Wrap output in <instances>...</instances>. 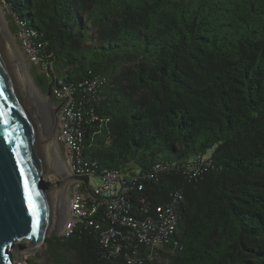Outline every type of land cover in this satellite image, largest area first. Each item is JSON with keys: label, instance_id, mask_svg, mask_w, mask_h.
Returning <instances> with one entry per match:
<instances>
[{"label": "trees", "instance_id": "16d2710c", "mask_svg": "<svg viewBox=\"0 0 264 264\" xmlns=\"http://www.w3.org/2000/svg\"><path fill=\"white\" fill-rule=\"evenodd\" d=\"M0 3L39 93L58 107L52 91L70 90L95 179L135 174L130 200L147 214L183 198L158 248L113 254L100 209L29 264H264V0Z\"/></svg>", "mask_w": 264, "mask_h": 264}, {"label": "water", "instance_id": "95a60500", "mask_svg": "<svg viewBox=\"0 0 264 264\" xmlns=\"http://www.w3.org/2000/svg\"><path fill=\"white\" fill-rule=\"evenodd\" d=\"M46 100L32 86L0 17V264H24L21 256L35 253L49 236H59L67 220L64 207L69 178L51 129L58 108L50 92ZM48 174L63 178L62 184L49 189L42 180ZM70 179L88 184L86 176ZM25 180L39 221L35 235Z\"/></svg>", "mask_w": 264, "mask_h": 264}, {"label": "built area", "instance_id": "2783aa9c", "mask_svg": "<svg viewBox=\"0 0 264 264\" xmlns=\"http://www.w3.org/2000/svg\"><path fill=\"white\" fill-rule=\"evenodd\" d=\"M29 56L30 61L36 62L33 54L30 53ZM96 80L88 88L91 94H95ZM101 81L103 83L105 80L102 78ZM86 84L84 82L83 85ZM52 94L59 100H63L57 107V122L58 141L62 143L67 158L66 171L70 176L88 178L86 193L81 191L83 183L80 181H74L70 186L67 202L69 217L61 236L71 234L75 224L83 219L91 218L101 209L107 226L100 232V242L105 247L111 245L113 254L119 253L122 248L128 249L132 244L158 248L166 243L175 232L179 221L178 211L183 200L181 193L171 194L167 204L158 206L151 214H147L142 208L137 211L132 206L130 193L135 189L137 178L126 169L122 171L102 169L98 177L102 187L93 188L91 182L95 183L96 180L93 171L96 166L92 165L93 170L90 169V165L82 157L84 147L81 129L82 115L79 110L75 111L73 97L68 88L54 89ZM80 105L82 106V103ZM141 189V185L137 186V190ZM89 225H94L96 229L100 228L93 222H89ZM132 253L136 254V251ZM126 264H143V261L138 258H127Z\"/></svg>", "mask_w": 264, "mask_h": 264}, {"label": "rangeland", "instance_id": "374dc122", "mask_svg": "<svg viewBox=\"0 0 264 264\" xmlns=\"http://www.w3.org/2000/svg\"><path fill=\"white\" fill-rule=\"evenodd\" d=\"M0 10H1L0 11L1 12V16L0 17H1L5 27L7 28V23H6L7 7L4 4L0 3ZM11 37L13 38V44H14V47H15V49H16V51L18 53V56H19V58H20V60L22 62V65H23L25 71L27 72V75H28L30 81L32 82V79H31V77L29 75V70H28L29 69V63L27 62L26 58L24 57V54H23L22 50L16 44L15 38L12 35H11ZM27 56L30 57L29 55H27ZM32 85H33L36 93L38 94L39 98L41 100H43V101H47L46 100V96L41 95L39 93V91L34 86L33 82H32ZM57 120H58V115L56 114L55 117L53 118L52 126H51L52 135H53V140L55 142V145H56V147L58 149V152H59V155H60V158H61V162H62L64 171L67 173V171H66L67 170V158H66V155H65V149H64L62 143L60 141H58V138H59V133H58L59 125H58ZM68 178H69V182H68V184L66 186V190H65V199H66V201H65L64 212H65V216L67 218L65 226L67 224L68 217H69V211H68L69 208H68L67 202H68V196H69V192H70V186L74 182V180L70 179V175L69 174H68ZM42 180H43L44 184H46L49 189L57 187V186L61 185L62 182H63V178H57L56 176L50 175V174L44 175L42 177ZM91 186L93 188L102 187V183H101L100 179L97 178L95 180V183L91 182ZM65 226H64V229H65ZM64 229H63L62 233L59 236L63 235ZM51 232H52V230H51ZM54 235L57 236L56 234H54ZM20 244H23V246L24 245L26 246V245H28V242L27 241H22ZM23 251H25V250H22V251L20 250V252H23ZM41 252L42 251H41V247H40L35 253L27 255L22 262L24 264H29L28 260L31 259L32 257H34L36 253H41ZM35 264H52V263H50L45 257L42 256V259L39 260V261H35Z\"/></svg>", "mask_w": 264, "mask_h": 264}, {"label": "snow or ice", "instance_id": "6c2138e0", "mask_svg": "<svg viewBox=\"0 0 264 264\" xmlns=\"http://www.w3.org/2000/svg\"><path fill=\"white\" fill-rule=\"evenodd\" d=\"M21 176H23V171H21ZM25 199L28 200L30 211L33 214L32 228H33V234L35 235L36 231H38L39 228V221L36 218L35 204L33 203L31 196L29 195V186L26 180H25Z\"/></svg>", "mask_w": 264, "mask_h": 264}, {"label": "bare ground", "instance_id": "6f19581e", "mask_svg": "<svg viewBox=\"0 0 264 264\" xmlns=\"http://www.w3.org/2000/svg\"><path fill=\"white\" fill-rule=\"evenodd\" d=\"M0 11H1V10H0ZM0 16H1V12H0ZM26 74H27V72H26ZM27 76H28V75H27ZM28 78H29V77H28ZM29 80H30V79H29ZM30 82H31V81H30ZM31 84H32V82H31ZM32 86H33V85H32ZM26 256H27V255H22V256H21V261L24 260V258H25Z\"/></svg>", "mask_w": 264, "mask_h": 264}]
</instances>
